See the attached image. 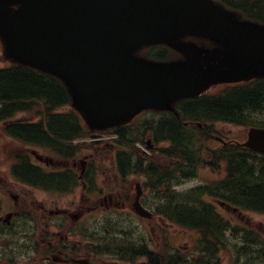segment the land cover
<instances>
[{"label": "water", "instance_id": "obj_1", "mask_svg": "<svg viewBox=\"0 0 264 264\" xmlns=\"http://www.w3.org/2000/svg\"><path fill=\"white\" fill-rule=\"evenodd\" d=\"M188 36L221 47L203 49ZM0 40L9 61L59 78L91 130L171 110L215 85L264 78V25L213 0H0ZM159 44L185 59L136 55ZM241 146L264 154V128H251Z\"/></svg>", "mask_w": 264, "mask_h": 264}, {"label": "trees", "instance_id": "obj_2", "mask_svg": "<svg viewBox=\"0 0 264 264\" xmlns=\"http://www.w3.org/2000/svg\"><path fill=\"white\" fill-rule=\"evenodd\" d=\"M216 1L244 20L264 24V0ZM166 51L163 49L162 53ZM69 104L68 91L58 79L24 66L10 65L0 69V123L18 113L40 118L34 124L10 123L4 131L13 137L29 145L58 151L69 146L73 154L90 147L89 143H81L91 136V132L79 115L74 110L59 112ZM181 119L170 115L158 120V123L153 121L154 127L144 134L137 133L142 137L136 141L145 144V138L151 132L155 141H163L164 138L169 142L168 150H159L158 163L154 162V156L146 166L148 173L152 174V188L159 189V200H154V208L160 213L164 211V217L169 221L190 230L199 229L206 239H212L206 243L200 256L186 255L185 264H217L220 261L218 244L224 231L226 235L228 230H238L228 221L224 224L213 204L204 196L219 192L225 196L220 198L239 209L264 213V155L236 144L214 150L219 147L214 146L210 134L215 132L214 124L217 122L264 127V79L225 86L218 97L205 96L189 101L181 110ZM187 121L201 122L202 127L186 126L184 122ZM130 135L126 130L121 133L122 144L132 143ZM205 150L212 154L215 162L228 163L225 180L198 186L187 192L174 191L175 186L197 177L198 166L205 161L202 159ZM26 165L34 172L32 167ZM30 175L33 176V173ZM69 179L72 180L71 174ZM245 235L258 239L255 233ZM226 240L225 237V249H232ZM260 245V256L264 258V242ZM239 249L244 253L245 244Z\"/></svg>", "mask_w": 264, "mask_h": 264}, {"label": "flooded vegetation", "instance_id": "obj_3", "mask_svg": "<svg viewBox=\"0 0 264 264\" xmlns=\"http://www.w3.org/2000/svg\"><path fill=\"white\" fill-rule=\"evenodd\" d=\"M153 127L150 124L149 129ZM100 136L97 148L107 155L101 161L99 157L103 153H98V157L93 154L79 164L81 173L88 174V178L83 180L81 197H75L73 202H69V194L76 187L69 179V146L65 152L52 153L54 157L33 151L39 163L47 167L62 166L60 176L33 162L28 152L26 164L34 172L25 164L19 170V181H14L22 185L24 194L0 197V264H171L176 255L179 261L182 254L178 249L171 250V227L164 211L160 213L154 208L159 189L152 188V174L146 169L154 150L166 151L168 146L153 143L151 139L145 145L124 146L120 138L106 141L103 134ZM219 141L225 143L223 139ZM137 152L141 154L139 157ZM18 159V165L25 163L23 155H18ZM108 162L113 167L114 178L107 177L100 188L97 166L101 174H106ZM135 176H140L143 182H135ZM31 189L66 194V197H37L29 192ZM138 195L141 206L153 215L150 218L136 212ZM234 215L244 222L245 214ZM231 235L236 234L231 232ZM176 236L180 239L179 231ZM11 249L13 258L19 252L16 260L10 259Z\"/></svg>", "mask_w": 264, "mask_h": 264}, {"label": "rangeland", "instance_id": "obj_4", "mask_svg": "<svg viewBox=\"0 0 264 264\" xmlns=\"http://www.w3.org/2000/svg\"><path fill=\"white\" fill-rule=\"evenodd\" d=\"M10 65V61L4 57L3 50L0 49V68H5ZM219 88V87H218ZM215 90V89H213ZM212 90V91H213ZM222 90V88H219L215 91ZM71 107H69L70 110ZM63 111L67 110V108L62 109ZM151 115L146 113L145 115H141L137 121L139 123L137 126L140 127L142 123H144L145 120L151 119ZM16 119H22V120H30L31 116L29 114H24L20 113L18 114L14 120ZM216 134L213 139V143L215 147H219L222 144L219 142V139H223L227 143L230 144H242L245 143L248 139V132H249V127H243V126H238L234 124H228V123H223V124H217L216 125ZM28 149V150H27ZM33 149V150H32ZM36 151L38 155H43V156H52L54 157L55 155H52L50 150L48 149H43V148H28L27 146L23 145L22 143L12 139L10 136L6 135L4 133V124L0 123V197H20V195H23V190L22 185H18L14 182V180L11 177L10 173V167L11 164L13 163V156L15 153H20V152H29L31 154V158L33 162L36 164L45 167L46 169L50 171H57L61 170L63 167L62 166H48L43 165L42 163H39L37 158L34 155L33 151ZM96 153H103L99 157V159L102 161L106 157L107 153L105 151L101 150V148L98 147V149L91 148L89 150H80L79 152H76L75 155L72 158H69V168H72L76 171L77 175L75 178V183L77 184V187L69 194V202H73L75 197H81L83 193V180H81L79 177L81 173V167L79 166L80 163L84 162L86 160V157H90L91 155H95ZM140 154V153H139ZM141 155V154H140ZM99 155L97 154L96 157ZM203 159L206 161L208 160L209 162L211 161V157L208 155V153L204 152L202 154ZM98 161V160H97ZM74 163L77 164V166L73 165ZM98 163V162H97ZM106 167L108 168V173L101 174V171L99 170V166H97V184L100 188H103L105 185V179L107 177L113 179L114 174L111 172L112 168L111 163H106ZM103 167V168H106ZM110 170V171H109ZM224 170H225V164H221V166L212 168L210 165H206V168H201L200 170V177L197 179L192 180L186 185H182L181 187L177 188V191H182L184 189H188L193 185H200L204 183H211L213 180H220L224 176ZM226 173V172H225ZM136 178L133 179L135 182L142 183L143 179L140 176H135ZM32 194H35L37 197H50V196H57V197H66V194H57V193H50V192H45L37 189H31L29 190ZM206 200H210L212 202V199L208 198V196H205ZM11 202V201H10ZM216 209H218L223 216H229L228 214L225 213V211H222L219 206L216 205ZM245 219L243 222V226L250 228L252 230L256 229L258 233L264 238V214H259V213H251V212H245ZM233 223V225H240L242 222L240 219L236 218L235 216H230L228 217ZM171 227V250L172 251H177L179 250V253L184 255H189L193 252L195 249L193 247V243L196 238V233L193 231L185 230L184 235H181L182 238H178L176 236L177 231L181 230L180 227L174 226L169 224ZM174 235V236H172ZM238 239V238H235ZM241 241V238H239L237 241L236 240H229L228 242L231 245H239V242ZM264 242V240H263ZM11 254H12V249H11ZM249 252H251V247L249 248ZM220 260L221 264H229V256L225 255V250H222L220 252ZM16 256L13 258V254L10 256L11 261L16 260V258H19V252L18 250L16 251ZM194 260V259H193ZM12 264V263H11ZM14 264V263H13Z\"/></svg>", "mask_w": 264, "mask_h": 264}]
</instances>
